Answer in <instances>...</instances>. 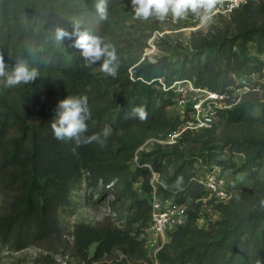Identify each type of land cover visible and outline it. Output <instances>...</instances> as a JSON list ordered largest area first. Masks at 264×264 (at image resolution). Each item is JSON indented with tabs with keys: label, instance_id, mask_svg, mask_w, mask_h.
I'll return each instance as SVG.
<instances>
[{
	"label": "trees",
	"instance_id": "obj_1",
	"mask_svg": "<svg viewBox=\"0 0 264 264\" xmlns=\"http://www.w3.org/2000/svg\"><path fill=\"white\" fill-rule=\"evenodd\" d=\"M128 1L131 0L109 2L108 19L101 20L94 8L95 0L83 5L45 0L32 7L15 0H0V53L8 69L17 58H25L40 72L34 82L16 88L0 85V190L10 197L9 212L0 216V247L6 245L20 251L53 235L59 236L60 209L70 203L77 181L88 173L90 186L97 187L100 181L104 185L98 192L111 188L113 196L130 198L129 223L138 226L133 231H120L79 225L74 244L77 255L85 264H110L101 261L120 248L128 256L151 260L145 241L140 239L150 224L151 205L134 190L135 184L146 192L153 190L152 173L146 165L149 164L160 173V181L167 184L166 188H159L165 198L175 196L176 202L189 203L184 225L171 234L170 243L158 254L159 264H264V208L239 215L223 207V219L207 229L198 226L195 206L209 193L198 181L197 159L178 148L196 133H186L173 147L158 146L140 153L141 168L134 170L131 164L143 143L150 138L168 137L180 123L178 116L177 124L168 132L153 134L154 127L165 121L168 107L176 103L178 96L173 89L164 90L159 79L167 87L174 81L190 80L196 87L225 91L237 84L233 74L242 78L264 68V27L248 28L225 37L219 46L197 45L191 57L186 55L176 61L166 55L155 62L138 59L132 77L128 69H119L116 78L98 77L92 71L97 65L84 67L79 50L70 46L72 41L56 40L57 27L71 32L74 25H79L81 30L107 41L112 33L109 19L115 5ZM250 41L257 45L262 58L246 52ZM237 46L239 52L235 50ZM253 94L249 92L233 109L221 111L220 120L261 121L264 110L260 117L255 115L257 104L249 100ZM67 96L88 97L91 118L85 136L102 133L106 125L112 127L113 133L105 146L92 142L76 147L74 140L54 137L50 125L59 101ZM137 106L146 108V121L132 116V109ZM33 111L39 115L37 123L31 120ZM216 124L198 134L212 130ZM208 150L212 152L209 157L243 154L245 162L241 167L232 159L227 162L226 167L236 171L254 173L264 167V137H231L221 144L210 145ZM169 164L173 167L171 172L167 171ZM178 177H183L180 185H176ZM13 191L16 194L9 195ZM94 243L97 246L90 257Z\"/></svg>",
	"mask_w": 264,
	"mask_h": 264
},
{
	"label": "rangeland",
	"instance_id": "obj_2",
	"mask_svg": "<svg viewBox=\"0 0 264 264\" xmlns=\"http://www.w3.org/2000/svg\"><path fill=\"white\" fill-rule=\"evenodd\" d=\"M15 1L23 6L32 7L39 5L45 0ZM90 1L55 0L57 3H68L70 5H83ZM112 1L114 2L115 0H109V2ZM114 11L113 16L109 19L112 33L106 42H111L115 45L120 62L119 69L122 71L125 69L133 71V68L138 63L137 61L140 59L142 61V56L145 55L149 42L154 37L157 50L148 56L152 60H157L159 57L166 55L171 60L176 61L179 58L182 59L186 55H190L197 45L206 47L219 46L221 40H224L225 37H232L248 28L264 27V0L255 2L251 7L234 12L231 15H214L211 24L206 27H202L199 21L192 16L179 21L169 17L164 22L155 19L147 21L134 19L131 1L117 3ZM156 34L157 36H155ZM235 50L239 52L240 47H235ZM246 52L251 57L257 55L259 58H262V55L258 54L257 45L252 41L248 43ZM92 71L98 77L104 76L100 71L99 62ZM263 73L264 68L261 72L243 76L252 87L257 89L253 91V95L249 96V100L257 104L255 115L259 117L262 115V110H264ZM232 76L237 81V84L241 83L238 75L233 74ZM183 94L175 97L177 99L176 103L168 107L167 118L163 123H159L154 127L153 134H165L177 124L176 119L180 116L179 110L183 106L192 103L195 99L190 93L184 92ZM183 97H185V101L180 102ZM38 116L36 111L31 112L30 117L34 123H37ZM216 123V126L212 130L202 134L196 133V135L191 136L189 141H185L178 147L184 154H190L193 158L197 159L196 167L199 168L200 175L203 174L208 165L220 164L223 167L229 189L233 192V201L231 199L228 203L218 204L213 200L205 198L203 201H200L198 207L195 206L198 209L197 224L200 228L205 229L223 219V207H226L228 211L243 215L259 209L261 207V200H264V167L254 173L251 171H236V169L226 167L228 165L227 162L232 159L237 167H241L245 162L243 154L208 156L212 154L208 150L210 145L221 144L228 138L264 137V118L255 123H231L226 118L220 120L219 117ZM131 164L134 170L143 167L140 164V159H138V164L135 159ZM146 165L149 166L150 171L154 169L151 165ZM172 169V165L169 164L167 171L171 172ZM88 175V173H83L77 181V186L70 194V203L60 209L59 236L53 235L48 239L35 242L20 251H16L6 245L1 246L0 264H85L74 249L77 226L85 225L96 229L108 227L120 231H133L136 229L138 224L131 226L129 223L132 212L130 198L125 196L117 198L116 195L113 196L111 188L110 191L98 192L97 189L103 190L104 185L100 181L97 187L90 186ZM140 180L144 181L143 178H140ZM153 183L156 185L157 182L151 174L150 184L152 185ZM105 188L109 189L108 186ZM134 190L138 197L147 199L150 205L152 191L146 192L140 188L139 184L134 185ZM157 191L158 196L164 197L159 192L158 185ZM15 194L16 191L9 192V195L14 196ZM174 197L172 196L171 199L175 200ZM9 200L10 197H6L5 193L0 190V216L9 212ZM144 235L145 229L140 236V239L145 241ZM96 246L97 243L91 245L89 250L90 257H93ZM146 251L148 258H150L147 249ZM47 257L49 258L47 259ZM104 258L101 261L102 263L111 264L113 262L125 261L128 264H155L152 260H147L143 256H128L120 248H115L109 256L107 255Z\"/></svg>",
	"mask_w": 264,
	"mask_h": 264
},
{
	"label": "clouds",
	"instance_id": "obj_3",
	"mask_svg": "<svg viewBox=\"0 0 264 264\" xmlns=\"http://www.w3.org/2000/svg\"><path fill=\"white\" fill-rule=\"evenodd\" d=\"M224 0H131L134 19L147 21L155 19L160 22L169 17L179 21L192 16L206 27L213 21L218 6H223ZM94 8L101 20L108 19L109 0H95ZM57 41L68 39L71 47L79 50L84 61V67L91 68L99 62L100 71L106 77L116 78L120 68L119 57L114 44L106 42L104 37L90 34L74 25L73 30L57 27L55 30ZM40 75L36 67H32L25 58H17L14 66L9 70L2 53H0V85L4 88H16L34 82ZM132 116L140 121H146L148 113L144 106L132 109ZM91 118V110L87 96H67L59 101L56 116L51 122V129L57 140H74L76 147L96 142L101 147L113 133L110 125H106L102 133L85 136L88 131L87 121ZM76 149H73L75 153ZM183 182L178 177L176 185ZM163 183V182H162ZM167 187V184H164ZM260 205L264 208V200Z\"/></svg>",
	"mask_w": 264,
	"mask_h": 264
},
{
	"label": "built area",
	"instance_id": "obj_4",
	"mask_svg": "<svg viewBox=\"0 0 264 264\" xmlns=\"http://www.w3.org/2000/svg\"><path fill=\"white\" fill-rule=\"evenodd\" d=\"M259 1L262 0H224L223 6H218L215 15H231L244 6ZM155 36H157V34ZM154 38L149 42L142 61L146 59L150 62L156 61V59L152 60V58L148 56L157 50ZM130 72L132 77L133 71ZM240 79L241 83L231 86L225 91H215L196 87L190 80L174 81L171 86L167 87L164 80L159 79L164 90L173 89L178 95L187 92L193 95L195 99L192 103L183 106V108L179 110L181 124L168 137L163 139L150 138L137 149L134 158L137 164L139 154L142 152H149L158 146L163 148L173 147L177 145L188 132L199 133L212 128L220 117L221 111L233 109L242 101L245 95L251 91L257 90L243 77ZM184 98L185 97H183L180 102H184ZM151 172L157 183L156 185L154 183L152 184L150 224L149 227L145 229L144 238L150 259L155 264H159V252L171 241V234L184 225L186 221L188 203H178L171 198L158 196L157 185L158 188L166 187H164V184L160 181V173L154 169H152ZM198 181L208 191L209 196L207 198L213 200L215 203H228L233 197V192L229 189L223 167L219 164L210 165L205 172L200 175Z\"/></svg>",
	"mask_w": 264,
	"mask_h": 264
}]
</instances>
